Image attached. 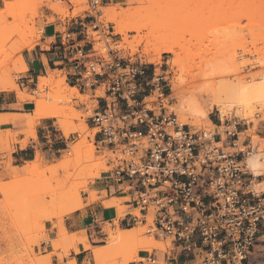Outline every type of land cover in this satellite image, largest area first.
<instances>
[{"label": "built area", "instance_id": "obj_1", "mask_svg": "<svg viewBox=\"0 0 264 264\" xmlns=\"http://www.w3.org/2000/svg\"><path fill=\"white\" fill-rule=\"evenodd\" d=\"M99 5L100 0H91L89 16L100 38L86 30L80 39L64 23L56 31L57 46L65 53L72 87L84 94L105 86V95L96 97L103 105L88 119L95 141L116 154L108 178L129 197L127 205L139 210L119 221L142 223L148 236L173 245L162 255L141 250L133 263L180 264L175 255L196 252V259L181 264H264V251L255 250L264 245V192L254 189L262 174L247 164L254 147L245 132L254 121L219 114L213 135L181 121L170 109L168 73L122 57L106 38ZM255 117L264 129V110Z\"/></svg>", "mask_w": 264, "mask_h": 264}, {"label": "rangeland", "instance_id": "obj_2", "mask_svg": "<svg viewBox=\"0 0 264 264\" xmlns=\"http://www.w3.org/2000/svg\"><path fill=\"white\" fill-rule=\"evenodd\" d=\"M16 1H18L17 3H19V0H0V9L7 11L5 17L0 20V59L4 60L7 58H12L13 61H15L14 64L10 63L9 65L2 66L1 80L5 81L9 77H11L14 84L17 85L21 91H23L25 94L36 96L38 94L35 93V91L38 89V83L41 78L49 77L52 74L56 75V80H63L65 84L72 87L70 83L67 82L66 70L56 69L54 71H49L47 75L40 76L37 83L31 85L30 88L21 89L20 82L21 80H23V77L27 71H21V69L27 65L23 53L25 50L32 49L33 47L42 46L43 49L49 48L48 43L52 41V39H49L47 42H43L45 26L48 24H55L58 25V29H64L60 24L67 23L69 25L68 27H72L73 21L75 19H78L79 21H84V34L87 30L89 36L94 35L96 39L100 38L99 32L94 31L90 26L93 20V18L89 16L92 14L90 12L91 0H87L85 4H80L78 6L71 3L70 0H29V2L27 0H22L21 4L19 3L18 5ZM24 1H27V3L25 2L24 4ZM199 1L201 2V0H100V5L97 7L98 19L102 22L105 33L108 34L106 38L111 46L119 50V53L122 57L131 56L133 59L141 61L148 66L154 67L155 65V67H157L158 69H163L164 71H166V73H168L170 86L168 87L167 93L169 94L170 109L174 110L179 115L181 121H183V116H181L182 113L179 105L180 101L173 93V80L175 76H177V74L174 73L177 67L173 68L172 66L174 55L172 53L162 52L161 62L159 64L151 62V56L158 57L160 56V54L144 53V44H142L141 46H136L137 48L135 50L132 49L130 45L123 40V35L117 33V24L109 19V17L106 15L108 13V10L112 8H117L118 11L124 10L128 13L131 12V10L133 13V10L135 9V14L140 11L139 15H143V17L141 16L142 20L139 21V19H136L137 21L143 23L147 22L148 24L153 23L152 25L155 24L154 22L158 23V20L160 21V19L164 20V17L168 15V19L171 20L172 18V20L175 22H173L175 26V32L173 34L174 36L176 35L177 37H183V39L185 38V40L190 39V37H200L199 39L205 37L206 40H203L202 42V44H204H201L202 49L201 47L198 48L200 50H208V47L212 46L211 44H214L215 41L216 45L214 44V46L211 47V49L209 48V50H212L213 54H215L216 51L217 56H215L217 58L218 56L223 58V60L220 59V61L218 59V63L220 62L221 64L219 63V65L216 66H223L218 67L220 68V70L225 67L226 69L228 67L230 68L231 65L229 62H227L229 58L227 59L226 57L229 56L228 53L231 52L230 50H232V46L230 47L228 42L224 43L223 41H225L226 39V41H228L229 37L233 35L239 36L240 39H245L249 37L248 35H255L259 39V41L252 45L250 44L252 42V39L249 38L247 39L248 43L243 42L242 44L236 46L235 51L238 57L237 63L241 67L240 75L243 74L244 76H247V74L252 75L259 73L262 69L258 63L261 58H264V14L259 13L254 15H247L248 11L254 8L255 0H251V2L249 1L250 4H246L245 6H243L242 12L239 11L236 15L226 13L221 17L219 21H214L215 23L213 22L214 18H212L211 15H209V17H211L208 19V14H214L212 13L213 5L210 0L208 1V4H206V2L204 4L205 6L203 7L201 6L203 4H200ZM57 4L65 9L64 13L53 8V6H56ZM9 5L11 7H14V9L12 8V11L10 10L11 8L9 7ZM83 5H85L86 7L84 6L85 8L80 9L81 6L83 7ZM207 5L209 6V9ZM8 7L10 9H8ZM137 8L138 10L136 12ZM139 17L136 16V18ZM211 19L213 23L210 22ZM26 23L31 29L27 30L24 36L20 35L18 32L13 31L18 27L24 28ZM232 23H235V25H232ZM108 28H110V31L108 30ZM145 31L147 32V29L144 30V33ZM135 35V32L129 31L128 41H133ZM208 39L209 41L211 39V42L208 43ZM29 41L31 42V47L28 45ZM221 41L223 44L219 46V43H221ZM100 42L101 41H96L97 48L101 47ZM205 43L208 47H205ZM195 44L196 46L194 48L192 47V50H195L198 47L197 45L200 46L198 42H196ZM177 49H179V51L181 50V48L179 47H177ZM195 51H197V49ZM210 51L207 52V56L211 54L210 60L215 64L214 60H216L217 58L215 59L212 51ZM228 63L230 65H228ZM213 67L215 68V65H213ZM73 88H75L78 92L76 94V97L73 98L74 108H76V110L81 114V120H83V122L87 126L88 131L90 130L88 140L95 145L96 156L105 157V168L101 170L98 177L87 179V189H82V187L84 186L83 179H77L78 182L71 185L69 182H65L67 177V172L65 169H53V167L58 165L59 162H61L63 159L65 160L66 156H70L68 151L72 149L73 145H75L78 141H81L80 139L82 138L80 136V133L76 131V127L79 126L80 121L75 122L77 125L70 124V134L69 136H67L65 134V130L59 125L57 118H48L54 122L55 133H57L58 135H63L68 140V143L67 145H65V149L59 152H41L44 158L42 168L47 167L46 173L43 174L33 173L31 172V169L26 170L28 166L31 165L32 160L26 162L23 166L18 167L20 170L19 172L17 171L18 169L14 170L16 167L14 168L12 166V159L10 155L13 150L14 143L17 141L16 136L19 133L15 132L17 133L16 136H12L3 144L1 143L0 152L3 153V155L1 156L0 160V264H55L57 262L55 258H58L59 264L77 263L76 260H69L67 263H64V259L70 257L73 251L76 252L73 244L69 239H62L56 245H53V241H55L57 236L61 234L62 226L65 225V217L69 215L67 213L69 204L66 207L63 204L57 205L53 203V201L55 200L54 198L56 197L54 196L53 198V195L60 193L61 188L65 184L67 185V188L70 185L69 187H72V189L76 191H79L81 189V197L84 203L87 204L85 207H88L97 202H101L103 204V202L106 200H116L117 204L123 207L120 214L118 212V207H115V209L117 210V217L114 219V224H110L109 221H99L96 226L91 225L89 226V228L80 231H85L87 233L93 246L106 248L105 245L108 244L109 240V236L107 234L108 229H128L132 227H143L144 235L148 236L145 233L146 227L142 223H138L136 225L133 223L131 225L120 223L119 219L125 216L128 212L139 214L138 209L127 205L126 201L129 199L128 196L119 197L115 194L108 195L105 188L100 189V187L104 186V184H106V182L110 180V178L108 177L112 174V170L116 164V154L108 147L102 144H98L95 141V130L92 128L88 117L92 114V110L94 108L99 107L96 97L105 95V86L98 87L95 91L88 90L84 94H81L76 87ZM45 94L53 95V90L51 89V87L48 86L46 88ZM61 99L58 98L57 100L60 101ZM75 99L81 100L86 107L82 108L76 106ZM62 100L65 101L67 99L63 98ZM20 103L24 104L28 114H19L14 116L26 120L28 117H31L34 114V102H32L31 100H21ZM59 105L61 107L65 106V104H63L61 101ZM258 108L264 110V108L258 106L252 114V117H247L248 120L257 121H255L253 125L255 126L257 124V128H255L254 130L253 126L250 127V129L245 132V135L250 134L252 137L258 136V138H264V136L259 134V130L262 129L261 126L263 125H261L259 123V120L255 119L254 117L255 113L258 111ZM237 109L238 108H234L226 116L236 114L239 117L245 118V116L240 115L239 112H236ZM218 116L219 111L217 109L210 113V118H217ZM189 122H194V119H191ZM201 122L204 123V121ZM202 123L188 124L194 125L199 129L214 130L215 128L208 123L207 125L206 123ZM0 131L3 130L0 129ZM23 132L26 134L27 139L30 137L34 138L31 133L32 130H30L28 126H26V129ZM6 134L9 137V132H7ZM244 137L245 136H242V139H244ZM81 156L82 158L80 157L81 159L79 160V162H81V164L84 166L87 162V158H83V156L85 155ZM262 157V160H264V155H262ZM54 171L56 172L54 173ZM69 172L73 173V175L77 177L76 174H79L80 176V174L82 175L84 171H82L81 167H77L70 169ZM255 172L257 174L263 173L262 176L256 181V183L263 181L262 185H264V164H262V168L260 169V171L257 170ZM64 188V190L69 191V189H66V187ZM254 189L258 193L264 192V187L262 188V186L258 187L255 185ZM52 191H54L55 193ZM52 193L54 194L51 195ZM93 194L99 196V198L94 202L88 203ZM157 241H160L165 247L164 251H161L157 248V252L160 255H162L165 251L170 252V249L173 248V245L170 241ZM262 244H264V240L262 241ZM79 245L84 247L81 243H79ZM258 249H262V251H264V245L259 246ZM138 255H135L127 263H124L122 260H118L117 255H112L108 258L106 264H114V262H119V264H135L133 263V261L138 258ZM91 256L94 258V254L92 253V251Z\"/></svg>", "mask_w": 264, "mask_h": 264}, {"label": "bare ground", "instance_id": "obj_3", "mask_svg": "<svg viewBox=\"0 0 264 264\" xmlns=\"http://www.w3.org/2000/svg\"><path fill=\"white\" fill-rule=\"evenodd\" d=\"M21 1L22 0H19L20 4ZM27 1L29 2V0ZM27 1H24V4L25 2L27 3ZM70 1L74 5L78 6L80 4H85L87 0H70ZM208 1L209 0H201V2L200 1L199 2L200 4H203L201 5L203 7L205 6L204 4L206 2H207L206 4H208ZM249 1L251 2V0H210L212 5L215 7L212 6L213 8L212 13L214 14H208V19L212 16V18H214L213 20L214 22L217 20L219 21L221 17L226 13H229L231 15H236L237 12L239 11L242 12L243 6H245L246 4H250ZM17 2L18 1H16V3ZM19 3H17V5ZM10 5L9 7L11 9L9 7L8 9L12 11V8L14 9V7H11ZM84 6L85 5H83V7L81 6L80 9L86 7ZM53 8L59 10L62 13L65 12V9L59 4L53 6ZM134 10L133 13L132 10L131 12L128 13L127 11L124 10L118 11L117 8H112L108 10L106 16H108L109 19H111L113 22L117 24L116 26L117 33L123 35V40L126 43H128L132 49L135 50L137 48L136 46H141L142 44H144L143 45L144 53L160 54V56L158 57L151 56L150 58L151 62L159 64L161 62L162 52H168L174 55V59L172 60V66L173 68L177 67L174 72L175 74H177V76H175L173 80L174 83L173 93L180 101L179 105L182 113L181 116H183L182 119L184 123L200 124L202 123L201 121H204V123L202 124L206 123L207 125L208 123L209 125L215 127V124L210 118V113L213 112L215 109H217L219 111L220 116L224 118L227 114L231 112V110H233L234 108H238L236 112L237 113L239 112L240 115H243L245 116V118H247L249 116L252 117V114L254 113L255 109L258 106L264 108V58H261L259 60L258 64L262 69L260 70L259 73L252 75L246 73L247 76H244L243 74L240 75L241 67L237 63L238 57L235 51L236 46L242 44L243 42L248 43L247 39L249 38L252 39V42L250 44L254 45L257 41H259V39L255 35H248L249 37L245 39H240L239 36L233 35L229 37L228 41H226L227 39L223 41L224 43L228 42L230 47L232 46L231 47L232 50H230L231 52L229 51L230 53H228L229 56L226 57L227 59L229 58L227 62H229L231 65L228 63V65H230V68L229 67H228L229 69L227 68L229 71L226 69L225 66H224L225 68L223 69L221 68L222 70H220V68L218 67H223V66L221 65L218 67L216 66L219 65L220 63V62L218 63V59L220 61V59L223 60V58L219 56L218 58L216 57L217 56L215 51L216 49L214 50L215 54H213V51L211 50L212 54L214 56L216 55L215 59L217 58L216 60H214L215 64L210 60L211 54L207 56L208 54L207 52L210 51L209 48L211 49V47L214 46L215 41L214 44L213 43L211 44L212 46H210L209 44L210 47L207 46L206 44L207 41H206L205 43L206 46L205 45L204 46L208 47L209 51L200 50L198 48L201 47L203 40H206L205 37L201 39H199L200 37H190V39L187 40H185V38L183 39V37L182 38L177 37L176 35L175 37L173 35L175 32V26H174L175 22L172 20V18L171 20H169L167 17L168 15L166 16L164 15L166 19L165 17L164 20L159 18L160 21L158 20V23L154 22L155 24L152 25L153 23L148 24L147 22L145 23L139 22L140 20H142L143 15H139L140 11L135 14ZM137 10L138 8L136 9V12ZM6 13H7L6 10L0 9V20L5 17ZM259 13L264 14V0H255L254 8L250 9L247 15H254ZM209 15L211 16L209 17ZM136 16L137 17L140 16V17L136 18ZM136 19H139V21H137ZM210 22H212V19ZM232 25H235V23L234 24L232 23ZM29 29L31 28H29L26 23L24 28L18 27L13 31L18 32L20 35L24 36L27 30ZM145 29H147V32L145 31L144 33ZM129 31L136 33L133 41H128ZM180 39L182 40V42ZM196 42H198L200 46L197 45L198 46L196 48L197 51H195L196 49L195 50L193 49L194 50L193 51L192 47L194 48L196 46L195 44ZM209 42H211V39L210 41L208 39V43ZM222 44L223 43L221 41V43H219V46ZM28 45L31 47L30 41L28 42ZM177 47L181 48L182 51L180 50L181 51L180 52L179 49H177ZM210 61L212 62V64ZM10 63L14 64L15 61H13L12 58H7L4 60L0 59V90L1 91L16 90L20 100L22 101L31 100L32 102H34L33 104L34 114L31 117H28V122H27L30 130H32L31 133L33 137L35 138L37 137L36 129L41 119L57 118L59 125L65 130V134L67 136H69L70 134V129H71L69 127L70 124L74 125L76 124L75 123L76 121H80L79 126L76 127V131L80 133V136L82 138L80 139L81 141H78L75 145H73L72 149L68 151L70 156L69 155L66 156L65 157L66 159L65 160L63 159L61 162H59V164L54 166L53 169H57V168L65 169L67 172V177L65 182L66 183L69 182L71 185L77 183L78 180L83 179L84 186L82 187V189H87L88 188L87 179L98 177L101 170L105 168L106 160L105 157L96 156L95 145L88 140L90 130L88 131L87 126L85 125L83 120H81V114L76 110V108H74L73 98L76 97V94L78 93L77 90L65 84L63 80H56V75L52 74L49 77L41 78V80L38 83V89L35 91V93L38 94L37 96L25 94L23 91H21L18 88L17 85L14 84L11 77H9L5 81L1 80L2 66L9 65ZM213 65H215L216 69L213 67ZM26 70H28L27 65L21 69V71H26ZM48 86L51 87V89L53 90V95L45 94V90ZM58 98L67 99L65 101H63L62 99L60 100L63 104H65L64 107H61L59 105L60 101L57 100ZM189 119L190 120L194 119V122H189L190 121ZM255 119L257 118L255 117ZM258 120L260 122L261 119ZM262 120H264V117L262 118ZM8 122L9 121L5 116L0 115V126ZM256 125L253 126L254 130L255 128H257ZM206 130L209 133H211V135L214 134L212 129H206ZM253 147H254L253 151L247 157V164L248 167H251L249 168V170L253 171L256 175H261V174H257L255 171L257 170L260 171V169L262 168V164H264V160H262L263 158L262 155H264V138L262 137L258 138V136H253ZM81 155H85L83 156V158L84 157L87 158V162L84 166L81 164V162H79V160L82 158ZM43 163H44V158L41 152L39 151L36 159L31 161V165H29L26 170L31 169V172L36 174L46 173L47 167L42 168ZM77 167H81L82 171L84 172L82 175L80 174V176L79 174H76L77 175L76 177L73 175V173H70L69 170ZM14 170H17L18 172L20 171L18 167H16ZM55 172L56 171H54V173ZM262 183L263 181L255 183V185L258 187L262 186L263 188L264 185H262ZM69 186L67 188V185L65 184L61 188L60 193H57L54 190L57 194L60 195L57 194L53 195L55 193L54 191H52L54 193L51 194L53 195V198L54 196H56L54 198L55 200L53 201L54 204L57 205L63 204L66 207L69 204L68 212H67L68 214L73 213L76 210L83 209L87 205L84 203L81 197L80 194L81 189L79 191H76L72 189V187L70 188ZM64 187H66V189H69V191L64 190L65 189ZM98 198L99 196L93 194L92 198L89 199L88 203L94 202ZM103 204L107 208L118 207L119 214L123 209L122 206L117 204L116 200H106L103 202ZM107 234L109 236V240H108V244L105 245L106 248L93 246L89 239V236L85 231L80 233L70 232L67 229V227L63 225L62 232L60 235L57 236L56 240L53 241V245H56L62 239H69L73 244V247L75 248L76 252H78L79 251L78 246L79 243H81L83 244L85 250H91L92 253L94 254L95 264H106V261L112 255H117L118 260L120 261L122 260L124 263H127L135 255H138L141 250L151 251L157 248L160 249L161 251L165 250L164 245L160 241H157L153 237H148L144 235L143 227L142 228L132 227L128 229H121V228L108 229ZM261 240H264V236L261 237ZM114 264H119V262L116 263L114 262Z\"/></svg>", "mask_w": 264, "mask_h": 264}, {"label": "crops", "instance_id": "obj_4", "mask_svg": "<svg viewBox=\"0 0 264 264\" xmlns=\"http://www.w3.org/2000/svg\"><path fill=\"white\" fill-rule=\"evenodd\" d=\"M72 24L71 28L74 30L75 35H79L80 39H84V37H82L84 36L85 31L84 21L75 19ZM57 30L58 25L48 24L45 26L43 42L52 39V42L50 41L51 45L48 49H43L42 46H39L24 51L23 56L28 65V70L26 71L23 80L20 82L21 89L30 88L31 85L37 83L40 76L47 75L49 71H54L56 69L68 71L64 66L65 53L57 46L61 42V35L56 32ZM96 89L97 88L93 91ZM20 101L21 100L16 91H0V115L5 116L9 121L0 126V129L3 130L0 131V146L1 143L3 144L6 140H9L12 136H16L17 133H19L16 136L17 141L14 143L10 155L13 167H21L26 162L33 161L34 158L36 159L39 151L42 153L59 152L65 149V145L68 143V140L63 135L55 133L54 122L48 118L40 120L36 129L37 137H30L27 139L26 134L23 131L26 129V126L29 127L27 123L28 118L24 120L14 116L28 114L24 104L20 103ZM75 102L76 106L82 108L86 107L81 100L75 99ZM98 105L99 107L103 105L102 99H98ZM211 120L215 125L218 124L217 118L211 117ZM5 132H9L11 135L9 134L8 137ZM259 134L264 136V129H260ZM2 155L3 153L0 152V160ZM102 188L107 190L108 195L115 194L119 197L126 196L124 191H121L118 185L110 180L107 181L104 186L100 187V189ZM116 217L117 210L115 207L107 208L101 202H97L82 210H76L67 215L65 217V226L70 232H80L89 228L91 225L96 226L99 221H110ZM120 223L123 224L122 220H120ZM259 246L261 245H257L255 250H257ZM254 253L257 254L256 251H254ZM197 257L198 255L196 252L175 255L177 262L180 264L186 262L188 259H196ZM74 259L77 264H95L94 258L91 256V251L85 250L81 245H79L78 252L73 251L70 257L64 259V263ZM55 260L57 261L55 264H59L58 258H55Z\"/></svg>", "mask_w": 264, "mask_h": 264}]
</instances>
